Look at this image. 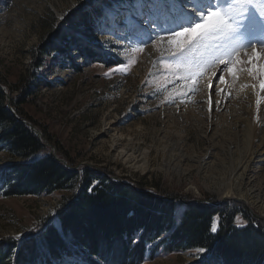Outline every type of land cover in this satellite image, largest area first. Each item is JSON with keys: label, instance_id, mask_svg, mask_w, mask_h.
Segmentation results:
<instances>
[{"label": "rangeland", "instance_id": "1", "mask_svg": "<svg viewBox=\"0 0 264 264\" xmlns=\"http://www.w3.org/2000/svg\"><path fill=\"white\" fill-rule=\"evenodd\" d=\"M92 1L95 5L99 0H0L1 91L9 104L24 100L18 105L23 118L44 139L40 156L49 152L68 168L92 170L152 197L179 202L180 208L190 202L216 207L223 203L229 211L248 212L264 225V200L258 192L264 193V90H256L254 84L264 76L259 70L250 75L246 62L236 65L235 75L217 64L202 67L193 83L186 67L199 53L193 48L183 56L172 55L174 47L167 42L174 25L208 0L111 3L94 21L93 33L66 25L82 12V4ZM212 2L226 10L233 0ZM259 6L264 0L248 5L245 15L255 23L250 26L245 19L241 36L264 54ZM65 31L70 41L98 44V55L81 59V53L71 49L76 67L64 63L57 52L43 56L42 46L54 44ZM244 51L240 50L242 61L247 59ZM108 58L119 64L106 63ZM260 65L264 59L257 60V69ZM207 103L218 104V115L207 112ZM251 132L255 136L250 137ZM250 158L255 167L242 176L241 166ZM16 159L0 144V167ZM237 185L256 206L239 198L221 200L222 192ZM253 185L259 190H252ZM1 193L0 242L39 232L62 204L58 194ZM218 220L215 217L212 226H218ZM233 223L239 228L248 225L240 214ZM199 261L201 254L189 251L159 253L142 264Z\"/></svg>", "mask_w": 264, "mask_h": 264}, {"label": "trees", "instance_id": "2", "mask_svg": "<svg viewBox=\"0 0 264 264\" xmlns=\"http://www.w3.org/2000/svg\"><path fill=\"white\" fill-rule=\"evenodd\" d=\"M93 3L96 1L82 4V12L66 25L93 33L94 21L100 20L103 9L111 3L131 5L135 0ZM69 36L65 31L54 44L43 45L42 55L57 52L72 67L76 65L69 55L71 49L81 53V59L98 55V44L84 46L80 42L86 41H70ZM23 101L13 99L9 104L17 120L7 110L0 89V144L17 158L0 167L1 195L58 194L62 204L53 220L46 218L42 229L24 237L22 243L1 241L0 264H58L71 256L76 257L77 264H142L159 253H187L200 247L210 250L221 264H264V225L250 218L248 212L229 211L223 203L216 207L190 202L180 208L179 202L152 197L92 170L81 173L68 168L49 152L40 156L45 151L44 139L39 140L27 123H21L26 120L18 108ZM237 214L248 225L236 227L233 221ZM215 217L219 218L218 231L212 233Z\"/></svg>", "mask_w": 264, "mask_h": 264}, {"label": "snow or ice", "instance_id": "3", "mask_svg": "<svg viewBox=\"0 0 264 264\" xmlns=\"http://www.w3.org/2000/svg\"><path fill=\"white\" fill-rule=\"evenodd\" d=\"M255 5V0H233V3L225 10L215 5L212 0L197 9H192L193 13L198 17L193 20L191 26L185 27L180 25L181 30H173V34L169 38V44L174 47L172 55L179 54L183 56L186 52L192 51L193 48L199 53L198 57L188 61L186 71L188 78L196 82V77L201 74L200 69L205 66L223 64L227 67V71L235 75L237 64L246 62L251 65L247 69L252 75L257 70L261 76H264V65H260L257 69V60L264 59V54L258 52L251 42H245L241 36L243 21L249 20V25L254 26V17H247L245 13L248 5ZM261 16V22L264 23V6L258 9ZM261 48H264V41L261 42ZM251 49V52L247 49ZM244 49L246 61H242L240 50ZM142 50V49H141ZM119 70V69H117ZM223 83V76L220 77ZM261 89L264 90V81L261 82ZM92 189L89 188V191ZM239 226V225H238ZM212 233L218 231V226L214 225L210 228ZM9 239L17 242H23V235L9 237ZM15 249V244L13 245ZM201 254L202 264H221L210 250L200 247L196 250ZM207 253V255H204Z\"/></svg>", "mask_w": 264, "mask_h": 264}, {"label": "bare ground", "instance_id": "4", "mask_svg": "<svg viewBox=\"0 0 264 264\" xmlns=\"http://www.w3.org/2000/svg\"><path fill=\"white\" fill-rule=\"evenodd\" d=\"M262 7V6H261ZM260 6H259V9L261 8ZM187 15V14H186ZM189 15V14H188ZM197 19V16L195 15V14H192L190 17H188V18H186L185 19V21H182V22H177L175 25H174V27H173V29L175 30V29H177V30H181V28H180V25H184L185 27L187 26V25H189L190 24V22L191 21H193V20H196ZM172 30V29H171ZM164 40V39H163ZM166 40V39H165ZM166 42V41H165ZM168 42V41H167ZM166 45V44H165ZM168 46V45H167ZM257 77V76H256ZM241 84H245L244 82H242ZM254 84H255V89L256 90H258V89H260L261 88V82H260V77H257L256 78V80H254ZM242 86V85H241ZM259 94V93H258ZM219 106H218V104H216V106L215 107H213V106H211L209 103H207L206 104V106H205V108H206V110H207V112L209 113V114H212L213 112L215 113V114H217L218 112H220V110H219V108H218ZM228 107V106H227ZM227 107H225L226 109H228ZM221 109V108H220ZM214 115V114H213ZM218 115V114H217ZM232 117V116H231ZM234 119V118H233ZM252 129V128H251ZM252 133V132H251ZM251 135L252 136H255V132L254 133H252V134H250V137H251ZM146 157V155L145 154H143L142 155V157ZM252 156L254 157V158H257V156H256V153H252ZM130 158V157H129ZM136 158V157H135ZM251 159L252 158H250L249 159V161L248 162H246L245 164H244V166L242 165L241 166V173H242V176H244L245 174H246V172H248V171H252L253 169H252V167H255L254 166V164H252L251 163ZM131 160V159H130ZM135 160V159H134ZM145 160V159H144ZM258 160V159H257ZM132 162H134V161H132ZM145 162V161H144ZM258 162V161H257ZM135 164V163H134ZM248 174V173H247ZM240 176H241V174H240ZM242 188V187H241ZM240 188V186L239 185H237L236 186V189L235 190H233V188H228L227 190H225L224 192H222L221 194H220V198H221V200L222 199H226V198H239V199H241V200H243V201H245L246 203H248V204H250V205H252V206H256V201H252V198H250V197H248V196H250V194H246L245 195V193H243ZM252 190L254 189L255 191H258L259 189H258V187L256 186V185H253V188H251ZM253 192V191H252ZM259 192V195L261 196V197H263V200H264V193L261 191V190H259L258 191ZM256 195V194H255ZM257 195H258V193H257ZM252 197L254 198V196L252 195ZM257 198V197H256ZM256 200V199H255ZM258 200V199H257ZM263 204V203H262ZM247 205V204H246Z\"/></svg>", "mask_w": 264, "mask_h": 264}, {"label": "water", "instance_id": "5", "mask_svg": "<svg viewBox=\"0 0 264 264\" xmlns=\"http://www.w3.org/2000/svg\"><path fill=\"white\" fill-rule=\"evenodd\" d=\"M0 89H1V87H0ZM6 103H7V102H6ZM6 108H7V110L10 112V114H11L12 116H14L15 119L18 120L17 115L14 113V111L12 110V108L9 106V103H7ZM21 123H23L24 125H26V122H25V121H21ZM29 129L33 132V134H34L39 140H42V138H41V134H40L38 131H36L35 129H32V127H30V126H29ZM222 200H224V199H222Z\"/></svg>", "mask_w": 264, "mask_h": 264}]
</instances>
